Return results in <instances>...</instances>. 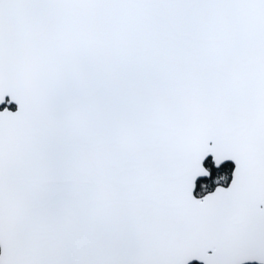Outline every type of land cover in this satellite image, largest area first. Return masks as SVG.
Here are the masks:
<instances>
[{
    "label": "snow or ice",
    "instance_id": "obj_1",
    "mask_svg": "<svg viewBox=\"0 0 264 264\" xmlns=\"http://www.w3.org/2000/svg\"><path fill=\"white\" fill-rule=\"evenodd\" d=\"M5 97L0 264H264V0H0Z\"/></svg>",
    "mask_w": 264,
    "mask_h": 264
},
{
    "label": "trees",
    "instance_id": "obj_2",
    "mask_svg": "<svg viewBox=\"0 0 264 264\" xmlns=\"http://www.w3.org/2000/svg\"><path fill=\"white\" fill-rule=\"evenodd\" d=\"M10 108H14L13 105H10ZM205 165L210 170V177L200 180L197 183L196 193L202 194L204 191H209L215 185V180L219 179V177L223 176L225 179L229 180L232 165L230 163L221 164L218 168H214L211 161L207 160ZM198 264V263H192Z\"/></svg>",
    "mask_w": 264,
    "mask_h": 264
},
{
    "label": "water",
    "instance_id": "obj_3",
    "mask_svg": "<svg viewBox=\"0 0 264 264\" xmlns=\"http://www.w3.org/2000/svg\"><path fill=\"white\" fill-rule=\"evenodd\" d=\"M7 100H8V97H5V102L0 103V111L4 110L5 108H7V109H9L10 111H13V112L16 111V109H17V105H16L14 102H13V103H7ZM10 105H13L14 108H10ZM207 160H210V161H211V163H212V165H213L214 168H218L221 164H224V163H230V164L232 165V170H233L234 167H235L234 162L231 161V160H224V161L221 162L220 165H216L215 162H214V160H213V158H212V155H211V154H208L207 156H205V158H204L203 161H202V166L206 168V170H207V172H208V175H207V176L201 175V176L197 177V178L195 179V181H194L193 196H194L195 198H198V199L201 198L203 195H205V194L208 193V192H206L205 194L200 195V196H197L196 193H195V192H196L197 183H198L200 180H202V179H205V178H209V177H210V170H209V168L205 165V163H206ZM232 170H231V173H232ZM230 183H231V174H230V179H229V181H228L227 184H225V185L217 184V185H216L211 191H214L215 188L218 187V186H221V187H225V188H226V187H228V186L230 185ZM211 191H209V192H211ZM192 263L203 264L202 261H198V260H195V259L190 260V261L187 262V264H192Z\"/></svg>",
    "mask_w": 264,
    "mask_h": 264
},
{
    "label": "rangeland",
    "instance_id": "obj_4",
    "mask_svg": "<svg viewBox=\"0 0 264 264\" xmlns=\"http://www.w3.org/2000/svg\"><path fill=\"white\" fill-rule=\"evenodd\" d=\"M227 181H228V180L225 179V178H224V179H216L214 183H215V184H216V183L226 184Z\"/></svg>",
    "mask_w": 264,
    "mask_h": 264
},
{
    "label": "flooded vegetation",
    "instance_id": "obj_5",
    "mask_svg": "<svg viewBox=\"0 0 264 264\" xmlns=\"http://www.w3.org/2000/svg\"><path fill=\"white\" fill-rule=\"evenodd\" d=\"M229 179H230V178H229ZM228 181H229V180H228ZM228 181H227V183H228ZM227 183H226V184H227ZM217 184H221V183H216V184L212 187V189H213ZM222 185H225V184H222ZM212 189H210L209 191H211ZM209 191H204L202 194H197L196 192H195V193H196L197 196H200V195H203V194H205L206 192H209Z\"/></svg>",
    "mask_w": 264,
    "mask_h": 264
},
{
    "label": "clouds",
    "instance_id": "obj_6",
    "mask_svg": "<svg viewBox=\"0 0 264 264\" xmlns=\"http://www.w3.org/2000/svg\"><path fill=\"white\" fill-rule=\"evenodd\" d=\"M219 179H224V177H223V176H221V177H219Z\"/></svg>",
    "mask_w": 264,
    "mask_h": 264
}]
</instances>
